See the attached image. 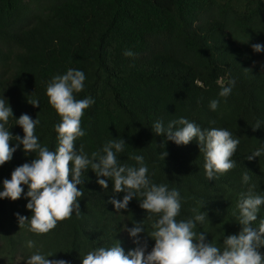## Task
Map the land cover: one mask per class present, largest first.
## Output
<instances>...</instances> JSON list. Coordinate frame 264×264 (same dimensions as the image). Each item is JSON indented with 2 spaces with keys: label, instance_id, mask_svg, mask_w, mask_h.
Wrapping results in <instances>:
<instances>
[{
  "label": "trees",
  "instance_id": "16d2710c",
  "mask_svg": "<svg viewBox=\"0 0 264 264\" xmlns=\"http://www.w3.org/2000/svg\"><path fill=\"white\" fill-rule=\"evenodd\" d=\"M254 43L264 44V0H0V95L13 110L9 131L23 136L15 118L26 113L40 121V142L55 150L53 124L60 118L48 103L46 82L68 68L84 71L85 89L77 98L91 96L95 104L81 118L87 135L77 145L91 153L109 139L123 138L127 144L121 162L134 164L130 157L143 154L156 183L180 190L184 199L177 219L205 204L200 210L209 220L196 231L222 242L224 234L240 231L233 213L239 194L249 187L241 174L247 171L250 185L264 193V156L247 159L264 143V128L251 126L264 122V60L253 51ZM126 48L135 58L122 54ZM228 79H235L236 86L226 99L219 98L221 82ZM33 98L39 106L28 102ZM214 98L220 99L216 111L208 106ZM181 116L202 128L215 120V126L238 136L232 157L236 167L209 181L195 139L178 146L151 128L157 119L167 124ZM164 151L168 154L162 158ZM34 155L18 149L0 166V182ZM82 179L81 215L73 213L43 235L18 224L16 213L31 215L27 199H0V264H25L28 240L46 252L57 251L49 259L82 264L80 254L116 240L126 252L134 248L124 225L143 221L151 230L148 213L136 198L118 213L109 202L111 182L108 190L102 189L90 169ZM140 235L151 250L155 241L147 232Z\"/></svg>",
  "mask_w": 264,
  "mask_h": 264
},
{
  "label": "clouds",
  "instance_id": "9594fccd",
  "mask_svg": "<svg viewBox=\"0 0 264 264\" xmlns=\"http://www.w3.org/2000/svg\"><path fill=\"white\" fill-rule=\"evenodd\" d=\"M256 53L264 52V44L251 45ZM127 58H135L131 48L123 50ZM264 68V65H261ZM86 74L75 68H68L63 74H55L46 82V95L49 105L59 116L53 124L56 133V147L51 150L40 142L36 135L39 119H33L24 113L15 118V125L23 130V136L9 131V120L14 117L8 100L0 95V166L13 159V154L22 149L24 154H35L34 158L14 168L10 178L0 182V199L13 201L27 199L26 208L30 216L16 213L18 224L27 231L43 235L56 228L59 221L70 218L73 213L81 215L80 198L84 193L82 185L85 172L90 169L96 177V183L104 190L112 184L113 196L109 202L116 212L126 210L136 198L139 207L148 213L151 221L150 231H146L143 221H133V226L124 225V231L132 239L134 248L127 252L116 240L110 245H102L88 250L81 256L82 264H264V217H259L264 208V193H258L250 185L251 177L247 171L241 174L244 185L249 187L239 194L235 221L241 226L234 234L223 235L222 242L214 243L206 238L207 232H197L198 225L209 220L203 203L200 209L193 208L188 218L177 219L181 214L183 197L176 187L167 183H156L155 173L150 172L143 154H133L134 164L122 163L119 154L125 151L127 144L123 138L105 141L102 147L91 153L77 141L87 135L81 126L85 110L95 104V99L85 96L78 99L85 89ZM236 86L235 79L221 82L219 98H227ZM209 101V108L216 111L220 99ZM37 107L39 99H28ZM209 127L202 128L195 121L179 117L168 121H153L151 128L157 135L176 145H187L194 139L204 158V174L209 180H215L236 167L232 159L240 139L227 128L217 127L216 121H209ZM253 130L264 128V122L257 120L251 125ZM15 141V143H12ZM163 146V145H162ZM247 155L248 160L264 156V143ZM167 152H161L162 158ZM25 186L27 190L25 191ZM123 193L122 198L117 194ZM259 217V223L254 226ZM147 232L154 241L151 250L142 240L141 233ZM26 248L30 251L24 257L25 264H69L65 259H49L57 251H44L36 242L28 240Z\"/></svg>",
  "mask_w": 264,
  "mask_h": 264
},
{
  "label": "rangeland",
  "instance_id": "374dc122",
  "mask_svg": "<svg viewBox=\"0 0 264 264\" xmlns=\"http://www.w3.org/2000/svg\"><path fill=\"white\" fill-rule=\"evenodd\" d=\"M261 60H264V52L259 53Z\"/></svg>",
  "mask_w": 264,
  "mask_h": 264
}]
</instances>
